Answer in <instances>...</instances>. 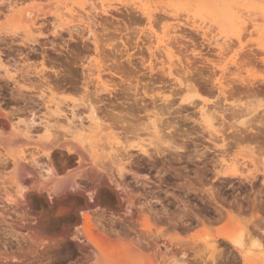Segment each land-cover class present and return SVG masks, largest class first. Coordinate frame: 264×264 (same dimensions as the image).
<instances>
[{
    "label": "rangeland",
    "instance_id": "rangeland-1",
    "mask_svg": "<svg viewBox=\"0 0 264 264\" xmlns=\"http://www.w3.org/2000/svg\"><path fill=\"white\" fill-rule=\"evenodd\" d=\"M101 1L105 2V6L110 10H114L111 11V15L101 14L96 15L93 20L90 19L91 21L85 20L87 19L86 16L84 17L85 11L80 6H90L91 3L97 5L101 4ZM9 2V0L0 1V263L9 261L4 258L6 255L8 259L11 257L14 263L25 261L26 257L22 254L31 252L38 239H43L52 250L61 245L65 239L67 240V237L63 236L65 225L58 219L67 212L63 214L58 212L62 208L71 209L70 204L73 202L65 198L60 202L59 208L53 210L36 198V194L49 196L51 194L50 198L64 194L61 190L57 193L52 190L54 183L41 185L36 181L35 177L39 174L40 167H47L51 163L52 167L59 171L62 163L56 156H52V161H49L45 155V149L48 148L54 150L55 155L67 153V156L74 159L68 167L72 170L53 179L62 181L66 186L73 179L72 181H77V184L79 182L77 190L83 192L88 190V194L90 196L92 194V198L99 201L89 214L91 232L86 233L80 225V231L70 240L74 245L90 249L93 245L90 241L97 240L103 241L115 250L124 248L133 241L141 248L144 246L142 254L146 262L151 259L149 258L151 252L153 257L159 255V252L154 254L157 250H161V257L160 255L157 257L161 264H171V262L188 264V260L192 264H216V262L245 264L240 251L222 237L229 232L230 225L234 226V229L240 223L251 230L250 232L248 230L250 234L257 235L264 246L263 3L256 0H88L89 3L85 0H66V2L60 0V3L64 2L66 5L71 3L67 7L75 9L76 14L82 12L81 21L74 20L68 16L69 14L66 16L65 11V15L63 11L61 13L59 4L53 5L54 7L41 5L46 15L41 14L43 10L37 12L40 13L36 20L38 22L30 28L31 21L25 18L22 10L30 8L38 11L36 6L38 3L40 5L41 1L21 0L15 10L8 7ZM42 2L45 4V0ZM148 6L149 10L157 14L155 19L158 18L154 19L152 26L147 23L140 9ZM86 9L88 11L90 7ZM93 11L91 10V13ZM167 12L177 14L185 21L189 17L192 20L197 19L198 23L202 20L213 22L218 26V30L231 37V43L237 45L234 44V50L229 53L226 60L221 61L216 49L209 44L207 39L209 37L201 32L185 25L183 31L170 34L171 39L175 36L173 38L175 41L170 39L175 46H172L170 56L176 60L178 69L182 71L183 81L186 78L185 82L193 86L191 92L183 90L176 84L162 68L160 59L151 55V50L158 52L156 48H149L154 45L153 43L157 44L152 33L161 37L172 28L168 20L160 19ZM249 14L257 17L256 27L251 26ZM72 19L73 21H70ZM257 28L260 30L257 31ZM89 29H92L97 35V40H100L97 46L94 45V41L92 42L93 39L88 37ZM238 35H242L241 41L236 40ZM159 52L157 56H160ZM236 58L240 61L238 59L237 62ZM224 65L227 71L225 70L224 75H221L219 70H216ZM238 68L239 72L236 70ZM231 71L232 73L229 74ZM215 72L217 74L219 72L221 76ZM219 76L220 89L216 85ZM98 77L102 79L100 84L97 82ZM111 79L112 81H109ZM163 91L170 94L167 101L159 98ZM60 98L62 100L57 102L61 107L65 105L63 107L69 109V105L77 103L76 110L83 117L87 116L86 105L92 100L104 120L103 123L107 127L114 126L115 129L110 126L102 131L79 136L62 126L65 120L62 121L64 118L59 117L48 137L44 133L42 124L38 123L32 127L38 134L35 137V140L39 141L37 143H31V139L30 142L26 135L16 132L19 130L15 129L12 123L19 117L29 118L35 115L36 120L40 122L46 105ZM222 98L225 100L221 104L226 105L223 106L227 110L224 115L228 118H224L226 123L221 127L222 134L213 132V128L212 133L209 132L211 127L200 120L197 104H202L204 99L209 104L215 105L214 103L217 104ZM157 105L160 109L161 124L165 128L163 133L165 136L162 135L164 143L162 141L160 146L165 148L157 151L151 146L152 155L146 156L138 152L140 147L138 145L140 139L144 135L147 136L148 130H151L147 115L151 107ZM65 108H63L64 113L68 112ZM232 115L235 119L238 116V120L230 118ZM1 120L10 126L1 124ZM114 132L122 137H113ZM223 137L225 146H222ZM40 140L48 143L42 145ZM128 141L131 143L128 144ZM126 144L132 146L125 148L133 154L131 159L136 161L127 163L126 168L120 171L119 166L111 160V146L124 147ZM108 146L109 149L106 148ZM165 149L166 151H163ZM100 151L105 153L101 154ZM32 156L36 157L37 162L32 160ZM223 156L229 159L238 158L239 164L236 166L241 165L240 169L244 171L235 168L234 171L232 166L224 167L225 170L221 168ZM79 164L80 167H77L76 165ZM87 172H90V177ZM93 176L97 177V180ZM17 180L27 187L26 190L36 185L35 188L30 187L35 193L30 202L23 198L20 199L23 200L21 203H12L8 200L6 193L12 190V185ZM106 182L114 186L122 195V203L125 207L120 214L115 213L116 207L112 205L108 196L106 190L109 187ZM70 191L67 189L65 193ZM41 219L49 228V232L45 235L26 228L29 222L36 224ZM145 221L153 223V233L142 234L141 226ZM160 232L163 235H160ZM206 238L207 241L210 238L216 239L217 244H220L218 246L223 249L222 251L218 248L223 254L220 255L216 251L218 256L214 262L207 251ZM175 246L179 247L175 248ZM36 247L44 248L43 245L38 244ZM183 249L187 251L186 256L182 255ZM53 260L57 261L58 257ZM44 264L55 263L46 261Z\"/></svg>",
    "mask_w": 264,
    "mask_h": 264
},
{
    "label": "bare ground",
    "instance_id": "bare-ground-1",
    "mask_svg": "<svg viewBox=\"0 0 264 264\" xmlns=\"http://www.w3.org/2000/svg\"><path fill=\"white\" fill-rule=\"evenodd\" d=\"M0 1H3V0H0ZM10 2H9V4H8V7L11 9V10H15L16 9V7L19 5V3H21L20 1L21 0H9ZM41 2H40V5H39V3L37 4V8H38V11L37 10H33V9H30V8H24L22 11V14H24L25 15V18L26 19H29L28 21H31V26H30V28L31 27H33V26H35L36 24H37V22L38 21H36L37 19H38V16H39V14L37 13V12H42V11H40V10H43V8H42V6L44 7V6H52V7H54L53 5H56V4H59V8H61V13H62V11H63V14H64V11H65V14H66V16H67V14H69L68 16H70V17H72L74 20H80V13H82V12H80V13H78V14H76L75 13V9H73V8H70V7H67V5L68 4H71V3H68L67 5L66 4H64V2L63 3H60V0H45V4H44V2H42V1H44V0H40ZM85 1H87L88 2V0H85ZM256 1H258V2H260V3H263L264 4V0H256ZM65 2H66V0H65ZM77 2V1H76ZM76 2H74V3H76ZM43 3V4H42ZM78 3V2H77ZM86 3V2H85ZM89 3V2H88ZM105 3V2H104ZM102 1H101V4H100V6H98L99 4H97L96 5V3L94 4V3H91L90 4V6H86L85 7V5H81L80 7L82 8V10L83 11H85V15H84V17L86 16V18L87 19H85V20H90V19H95V17H96V15H101V14H110L111 15V13L114 11H112V10H110L109 9V7L108 6H105V4H104ZM251 3V2H250ZM72 4H73V2H72ZM38 5L40 6V8L38 7ZM42 5V6H41ZM86 5H87V3H86ZM160 5V4H159ZM74 6V5H73ZM75 7V6H74ZM87 7H90V9L87 11ZM134 8V7H133ZM132 8V9H133ZM78 9V8H77ZM136 9V8H135ZM142 11H141V13H143L144 14V16H145V18H146V20L148 21L147 23H150L149 25H151L152 26V23L154 22V19L156 18V15L157 14H155L153 11H151V10H149V6L146 8V7H141L140 8ZM82 10H80V11H82ZM91 10L93 11L92 13H91ZM166 10V9H165ZM112 11V12H111ZM137 11V10H136ZM44 12V13H43ZM43 12L41 13L42 15L43 14H45L46 15V12L43 10ZM89 12H90V14H89ZM115 13V12H114ZM246 12H244V14H245ZM253 13V12H252ZM257 13V12H256ZM255 13V14H256ZM260 13V12H259ZM62 14V15H63ZM64 14V15H65ZM179 14V13H178ZM247 14V13H246ZM23 15V16H24ZM41 15V16H42ZM61 15V16H62ZM63 15V16H64ZM109 15V16H110ZM179 15H181V14H179ZM253 15V14H252ZM251 14H249V21H251L252 22V25L251 26H254V27H256V19H257V17L255 16L254 17V15L252 16ZM60 16V17H61ZM62 16V17H63ZM183 16V15H182ZM81 17H83V15H81ZM42 18V17H41ZM55 18V17H54ZM53 18V19H54ZM181 17L180 16H178L177 14H174V13H171V12H167V13H165L164 14V16H162L160 19L161 20H168L169 22H170V24L172 25V28L170 29V30H168V31H166V33H164V36H161V37H159V36H156V35H154V33H152L153 34V36L156 38V43L157 44H155V43H153L154 45L153 46H149V48L150 49H153V48H156V49H158V52L160 53V56H157V55H159L158 54V52L156 53V51L155 50H151V55H152V57H156L157 59H160V62L159 63H161V65H162V68L166 71V72H168V74L171 76V78L173 79V80H175V82H176V84H178V85H180L181 86V88L183 89V90H188V92H191L190 90L192 89L193 90V86H191L189 83H186L185 82V79H184V81H183V79H182V77H181V75H182V71L180 70V69H178V67H177V63L175 62L176 60H174L173 58H172V56H170V53L172 52V46H173V41H171L173 38H175V36L171 39L170 38V34H172V33H175V34H177L176 32L177 31H181L182 30V28H183V26L185 27V25H187V26H189V28H192V29H194V30H196V31H198V32H201L204 36H206V37H209V38H207L208 39V42H209V44H211L210 46H213L215 49H216V53H217V55L219 56V58L221 59V61L223 60H226L227 59V56L229 55V53H231L233 50H234V47H233V45L235 44L236 45V43H231L230 42V40H231V37L228 35V34H225L223 31H221V30H218V26L215 24V23H213V22H210V21H205V20H202L201 22H199L198 23V20L197 19H190L189 17H187V21H185L184 19H180ZM65 19V18H64ZM67 19V18H66ZM65 19V20H66ZM73 19L72 20H70V21H73ZM158 19V18H157ZM157 19H155V20H157ZM57 19H55V21H56ZM184 20V21H183ZM81 21V20H80ZM91 21V20H90ZM248 21V22H249ZM52 22H53V20H52ZM167 22V21H166ZM55 23V22H54ZM240 23V22H239ZM55 24H57V23H55ZM88 24V23H87ZM247 24V23H246ZM81 25V24H80ZM158 25H159V23H158ZM239 25V24H238ZM250 25V24H249ZM72 27V26H71ZM241 27V26H240ZM73 28V27H72ZM88 28V27H87ZM91 28V27H90ZM157 28H158V26H157ZM35 28H33V30H34ZM58 29V28H57ZM56 29V30H57ZM158 29H160V27L158 28ZM223 29V28H222ZM69 30H70V28H69ZM76 30H78V29H76ZM83 30H84V28H83ZM187 30V29H186ZM258 30H260V29H258L257 28V31ZM183 31V30H182ZM55 32H57V31H55ZM54 32V33H55ZM143 32V31H142ZM153 32V31H152ZM187 32V31H186ZM226 32V31H225ZM80 33V32H79ZM88 33V37L90 38H92L93 40H92V42L94 41V45H96L97 46V43H99V41L100 40H97L98 38L96 37L97 35H96V33L95 32H93V30L92 29H89V31L87 32ZM145 33V32H144ZM187 33H189V32H187ZM56 34V33H55ZM81 34H83V33H81ZM191 34V33H190ZM72 35V34H71ZM87 35V34H86ZM169 35V36H168ZM244 35V34H243ZM143 36V35H142ZM190 36V35H189ZM241 36L242 35H238V37H237V39L236 40H238V41H241ZM87 37V36H86ZM148 37H149V35H148ZM147 37V38H148ZM167 37V38H166ZM172 37V36H171ZM205 37V38H206ZM36 38V37H35ZM144 38V37H143ZM30 39V38H29ZM145 39V38H144ZM171 39V40H170ZM180 39V38H179ZM35 40V39H34ZM36 40H37V38H36ZM148 40V39H147ZM153 40V39H152ZM151 40V41H152ZM174 40V39H173ZM233 40V39H232ZM175 41V40H174ZM179 42V41H178ZM234 42H236V41H234ZM145 43H146V41H145ZM175 43V42H174ZM176 43H177V39H176ZM238 44V43H237ZM179 45V44H178ZM196 45V44H195ZM199 45V44H198ZM177 46V45H176ZM237 46V45H236ZM173 47H175V46H173ZM96 48V47H95ZM180 48V47H179ZM210 48V47H209ZM177 49V48H176ZM206 49V48H205ZM173 50H175V49H173ZM195 50V49H194ZM214 51V50H213ZM177 52V51H176ZM178 52H180V51H178ZM182 52V51H181ZM239 53V52H238ZM243 53V52H242ZM246 53V52H245ZM244 53V54H245ZM203 54V53H202ZM234 54H236V53H234ZM240 54V53H239ZM251 54V53H250ZM246 55H248V53L246 54ZM236 56V55H235ZM242 56H244V55H242ZM241 57V56H240ZM183 58V57H182ZM154 58H152V60H153ZM239 58H236V61L238 60ZM144 60V59H143ZM147 61V60H146ZM151 61V60H150ZM183 61V60H182ZM236 61L235 60H233V62L236 64ZM239 61H240V59H239ZM179 63L181 62V61H178ZM226 62V61H225ZM238 62V61H237ZM242 62V61H241ZM251 62V61H250ZM152 63V62H151ZM150 63V64H151ZM157 63V62H156ZM184 63V62H183ZM222 63V62H221ZM220 63V64H221ZM228 63V62H227ZM143 64H144V62H143ZM187 64V63H186ZM242 64V63H241ZM247 64V63H246ZM216 65V64H215ZM54 66V65H53ZM71 66V65H70ZM185 67H186V65H184ZM183 66V67H184ZM188 66H189V64H188ZM233 66V65H232ZM231 66V67H232ZM238 66H240V65H238ZM237 66V67H238ZM243 66V65H242ZM11 67V66H10ZM20 67V66H19ZM55 67V66H54ZM152 67V66H151ZM154 67V66H153ZM7 68V67H6ZM11 68H13V67H11ZM236 68V67H235ZM5 69V68H4ZM10 69V68H9ZM17 69V68H16ZM42 69V68H41ZM66 69H68V67L66 68ZM184 69V68H183ZM227 69V67L224 65V66H219V68L216 70V71H218L219 70V72H220V74L221 75H224L223 73L225 72V70ZM6 70V69H5ZM163 70V71H164ZM238 72H239V68L238 69H236ZM235 70V71H236ZM71 71V70H70ZM74 71V70H73ZM215 71V70H214ZM227 71V70H226ZM12 72V71H11ZM219 72H218V74H219ZM24 73V72H23ZM33 73V72H32ZM44 73V72H43ZM185 73V72H184ZM216 73V72H215ZM228 73V72H227ZM232 73V71L231 72H229V74H231ZM46 74V73H45ZM89 74V73H88ZM217 74V73H216ZM217 74V75H218ZM219 74V75H220ZM23 75V74H22ZM39 75V74H38ZM180 75V76H179ZM220 75V76H221ZM20 76V75H19ZM41 76V75H40ZM39 76V77H40ZM45 76V75H44ZM84 76V75H83ZM219 76V78L217 79V81H216V85L218 86V88L220 89L221 88V77ZM27 77H29V76H27ZM68 77V76H67ZM190 77V76H189ZM225 77V76H224ZM227 77V76H226ZM47 78V77H46ZM32 79V78H31ZM67 79V78H66ZM188 79V78H187ZM244 79V78H243ZM62 80H64V79H62ZM86 80V79H85ZM95 80V79H94ZM224 80H226V79H224ZM48 81V80H47ZM67 81V80H66ZM109 81H112V79L111 80H109ZM187 81V80H186ZM189 81V80H188ZM236 81V80H235ZM86 82V81H85ZM97 82L100 84V82H102V79L101 78H99L98 77V80H97ZM44 83V82H43ZM70 83V82H69ZM104 83V82H103ZM102 84V83H101ZM108 84V83H107ZM54 85H56V84H54ZM98 85V84H97ZM109 85V84H108ZM107 85V86H108ZM248 85H249V83H248ZM247 86V85H246ZM255 86V85H254ZM49 87V86H48ZM57 87V86H56ZM70 87V86H69ZM227 87V86H226ZM47 88V87H46ZM102 89H106L105 87L103 88V87H101ZM57 89V88H56ZM101 89V90H102ZM107 89H109V88H107ZM241 89V88H240ZM68 90V89H67ZM100 90V89H99ZM111 90V89H110ZM177 90V89H176ZM248 90V89H247ZM250 90V89H249ZM253 90V89H252ZM44 91V90H43ZM88 91V90H87ZM97 91V90H96ZM95 91V92H96ZM162 91V90H161ZM172 91V90H171ZM223 91V90H222ZM86 92V91H85ZM100 92V91H99ZM181 92V91H180ZM213 93V92H212ZM95 94V93H94ZM161 95H160V99L161 100H164V101H167L168 99H169V97H170V94H167L166 92H161L160 93ZM211 94V93H210ZM157 96H159V95H157ZM227 97V96H226ZM44 98H46L45 96H44ZM88 98V97H87ZM57 100L58 101H61L62 99L60 98V100L59 99H56V102H54V103H52L51 102V104H48V105H46V110H45V112H44V115L40 118V122L39 121H37L36 120V117H35V115H31L32 117H29V118H21V117H19L14 123H12V126L15 128V129H17V130H19V131H16L17 133L18 132H20V133H18V134H24V135H26V137L27 138H29V141H30V139H31V143H37V142H39V141H36L35 140V137L38 135L37 133H35L34 132V129L32 128L34 125H37L38 123H40V124H42L43 126V130H44V133L47 135V137L48 136H50V133H51V130H52V128L54 127V125H55V121H58L59 119V117H62L61 119H63L62 121H64L65 122V124L63 123V122H61V119H60V122L61 123H63L62 124V126H64L67 130H71V131H73V132H76V134H78L79 136H82L84 133H94V132H96V131H102V129H107V128H109L110 126L108 125V127H107V125L105 124V123H103V119H102V117H100V115H99V110L97 109V107H96V105L95 104H93L91 101L89 102V103H87V110H88V112H87V116L86 117H83V116H80L78 113L79 112H77V110H76V107H77V103L75 104H71V105H69L70 106V108L68 109V108H65V107H63V106H65V105H63L62 107L60 106V104L57 102ZM191 100V99H190ZM198 100V99H197ZM197 100H195V102L197 101ZM225 100V98H222V100H220V101H218V103L216 104V103H214L215 105H211V104H209L207 101H205L204 99H203V103L202 104H197V106L199 107V114L198 115H200V120H203L205 123H207L206 125H209L210 127H211V130L209 131V132H212V128H213V132H218V133H221L223 130L221 129V127L222 126H224V124L226 123L225 122V120H224V118L225 117H227V116H225L224 115V112H225V114H226V108H224V106H226V105H224V104H221L223 101ZM48 101V100H47ZM51 101V100H50ZM54 101V100H53ZM85 101V100H84ZM88 101V99L86 100V102ZM190 102V101H189ZM194 102V103H195ZM62 103V102H61ZM98 103V102H97ZM171 103V102H170ZM156 104V103H155ZM171 105V104H170ZM218 105V106H217ZM224 105V106H223ZM155 106V105H154ZM158 106L159 105H157L156 107H151V111H149V113H148V115H147V119H149L150 120V128H151V130H148L149 132L147 133V136L146 135H144V137L143 138H141L140 139V141H139V145L138 146H140L139 147V150H138V152H141V154H146V156L147 155H152V151L150 152V150H152L150 147L152 146H154V149L155 150H157V151H159V150H162V148L164 147H161L162 146V141H163V143H164V137L162 136V135H164L163 133H165V128L163 127V125L161 124L162 122H161V118H160V109L158 108ZM161 107V106H160ZM169 107V106H168ZM232 107H234V106H232ZM239 107V106H238ZM63 108H65V109H68V112H66V113H64V109ZM171 108V107H170ZM235 108V107H234ZM172 109V108H171ZM175 110V109H174ZM240 110V109H239ZM242 110V112H243V109H241ZM236 111V110H235ZM63 112V113H62ZM178 112V111H177ZM233 110H232V114H233ZM236 113V112H235ZM240 113V112H239ZM228 114V116H229V113H227ZM242 114V113H241ZM145 115V116H146ZM234 115V114H233ZM233 115L230 117V118H232L233 117ZM237 115V114H236ZM236 117V116H235ZM238 117V116H237ZM237 117H236V119H237ZM4 118H6V117H4ZM140 118V117H139ZM146 118V117H145ZM228 118V117H227ZM234 118V117H233ZM232 118V119H233ZM86 119V120H85ZM218 119H219V121L220 122H218ZM235 119V118H234ZM235 119V120H236ZM6 120H8V119H6ZM87 121V123L85 122V121ZM238 120V119H237ZM144 121H146V120H144ZM229 121V120H228ZM140 122V121H139ZM237 122V121H236ZM216 123H218V125L216 124ZM233 123H234V121H233ZM241 123V122H240ZM1 124H3L4 126H10V125H8L5 121H3V120H1ZM102 124H103V128H102ZM106 126H105V125ZM230 124V123H229ZM228 124V125H229ZM264 124V123H263ZM165 125V124H164ZM168 125V124H167ZM220 127V128H216V127ZM226 126V129H227V125H225ZM230 126V125H229ZM234 126V125H233ZM251 126V125H250ZM63 127V128H64ZM114 127V126H113ZM112 126H111V128L112 129H115V127L113 128ZM33 129V131H32V129ZM139 128V127H138ZM141 128V127H140ZM139 128V129H140ZM229 128V127H228ZM263 128V127H262ZM10 129H11V127H10ZM104 129V130H105ZM117 129V128H116ZM134 129H136V128H134ZM170 129V128H169ZM225 129V130H226ZM233 129V128H232ZM258 129V128H257ZM13 130V129H12ZM137 130V129H136ZM140 130H142V129H140ZM246 130H247V128H246ZM10 131V130H9ZM14 131V130H13ZM12 131V132H13ZM40 131V130H39ZM116 131V130H115ZM117 131H119V130H117ZM144 131V130H143ZM164 131V132H163ZM235 131H236V128H235ZM106 132H108V131H106ZM120 132V131H119ZM134 132H136L137 133V131H134ZM212 132V133H213ZM225 132V131H224ZM249 132H251V131H249ZM261 132V131H260ZM223 133V132H222ZM221 133V134H222ZM240 133H242V132H240ZM243 133H244V130H243ZM253 133V132H252ZM110 134V133H109ZM118 133L117 132H114L113 133V137L114 136H117V137H122V135L120 136V134L119 135H117ZM144 134V133H143ZM234 134V133H233ZM258 134V133H257ZM89 135V134H88ZM124 135V134H123ZM126 135V134H125ZM138 135V134H137ZM212 135V134H211ZM232 135V134H231ZM235 135H237V134H235ZM252 135V134H251ZM253 135H255L254 133H253ZM259 135V134H258ZM104 136V135H103ZM110 136V135H109ZM112 136V135H111ZM110 136V137H111ZM140 136V135H139ZM147 138H146V137ZM165 136V135H164ZM233 136V135H232ZM241 136H242V134L241 135H239V139H241ZM248 136V135H247ZM92 137H93V135H92ZM91 137V140H93V138ZM107 137V136H106ZM127 137V136H126ZM130 137V136H129ZM128 137V138H129ZM136 137V136H135ZM149 137V138H148ZM161 137H162V140H161ZM238 137V136H237ZM105 138V137H104ZM136 138H139V137H136ZM252 138V137H251ZM95 139V138H94ZM132 139V138H131ZM154 139H158L157 141H155ZM245 140V139H244ZM41 141V143H42V145H45V144H47L48 142H46V141H44V140H40ZM106 141V140H105ZM123 141H125V142H127L126 140H123ZM130 141V140H129ZM128 141V142H129ZM134 141H135V139H134ZM222 141L224 142L225 141V139H224V137H223V139H222ZM50 143V142H49ZM67 143H69V142H67ZM71 143V142H70ZM103 143V142H102ZM105 143V142H104ZM114 143H116V142H114ZM114 143L112 144L113 146H114ZM131 142H129L128 144H130ZM135 143H136V141H135ZM64 144V143H63ZM62 144V145H63ZM184 144V143H183ZM40 145V144H39ZM104 145V144H103ZM135 145V144H134ZM137 145V144H136ZM161 145V146H160ZM181 145V144H180ZM225 146L226 145V143L224 142V144H222V146ZM48 146V145H47ZM64 146V145H63ZM76 146V145H75ZM106 146H107V143H106ZM110 146V145H109ZM106 147V148H110V147ZM113 146H111V150H112V152H111V160H113V162L115 163V165L117 164V166H119V170L120 171H122L123 169H125L126 168V164L128 163H131V161L133 160V159H131L132 158V155L133 154H131V153H129L128 151H127V149L125 148L126 146L127 147H131L132 148V146H129V145H123L124 147H113ZM176 147L178 146V145H175ZM42 147H45L46 148V146H42ZM77 147V146H76ZM175 147V148H176ZM180 147V146H179ZM181 147H182V145H181ZM208 147V146H207ZM119 148H122V149H119ZM165 148V147H164ZM174 148V149H175ZM44 149V148H43ZM153 149V150H154ZM172 149V148H171ZM181 149V148H180ZM95 150V149H94ZM122 150V151H121ZM124 150V151H123ZM176 150V149H175ZM222 150V149H221ZM45 151H46V156L48 157V159H49V161L51 162L52 160H51V158H52V156H56L57 158H59L60 159V161L62 162L61 164H60V168H59V171H57V170H55L53 167H52V165L53 164H51V163H47L48 164V166L47 167H40V172H39V174L35 177L36 178V181L39 183V184H43V183H45L46 185L47 184H49V185H52V183H54V186H53V189L52 190H54V192L55 193H57L58 191H60L61 190V192L62 193H64V194H60L61 196V198L62 199H67V198H71L70 200L74 203V205H76V204H78L79 205V202H81L80 201V199H79V196L75 193V194H73L72 193V191H70V190H72V189H76L77 190V188H78V184H79V182H78V184L76 183L77 181H70V183L66 186L65 184H62V181L60 182V181H58V180H54L53 178L55 177V176H57V175H64V173H66V172H68V171H70V170H72V168H68V167H70V165L72 164V162H73V158L71 157V156H67L65 153L63 154H56L55 155V151L54 150H51V148H48L47 150L45 149ZM156 151V153L157 154H159V152H157ZM163 151H166V149L165 150H163ZM163 151H160V152H163ZM220 151V150H219ZM155 152V151H154ZM84 153V152H83ZM100 153L101 154H104V153H102L101 151H100ZM107 153V152H106ZM220 153V152H219ZM54 154V155H53ZM58 155V156H57ZM86 155V154H85ZM220 155V154H219ZM221 155H222V153H221ZM34 156V155H33ZM32 156V160L34 161V162H37V159H36V157H33ZM226 156V155H225ZM225 156H223L222 158H221V168H228V167H233V169L235 168V169H239V170H241L240 169V166L238 167V165L236 166V164H239L238 163V161L239 160H237V159H229V158H227V157H225ZM134 157V156H133ZM82 158V157H81ZM86 158H88L87 157V155H86ZM135 158V157H134ZM153 158V157H152ZM18 159V158H17ZM53 159V158H52ZM18 161V160H17ZM57 161V160H56ZM136 161V160H135ZM134 160H133V162H135ZM241 161V160H240ZM21 162V161H20ZM15 163V162H14ZM60 163V162H59ZM58 163V164H59ZM240 163H242V162H240ZM57 164V163H56ZM55 164V165H56ZM57 164V165H58ZM75 164V163H74ZM243 164V163H242ZM56 165V166H57ZM98 165V164H97ZM263 165H264V163H263ZM77 167H80V164L79 165H76ZM81 166H82V164H81ZM219 166V167H220ZM238 167V168H237ZM260 167V166H259ZM263 167V166H262ZM76 168V167H75ZM98 168H99V166H98ZM225 168H224V170H225ZM242 168V167H241ZM19 169V168H18ZM21 169V168H20ZM74 169V168H73ZM235 169H234V171H235ZM251 169V168H250ZM64 170H66V171H64ZM86 170V169H85ZM91 170V169H90ZM93 170V169H92ZM91 170V171H92ZM95 170V169H94ZM128 170V169H127ZM243 170V169H242ZM241 170V171H242ZM63 171V173H61ZM244 171V170H243ZM88 173V172H87ZM90 173V172H89ZM89 173H88V175H89ZM96 173V172H95ZM217 174V173H216ZM91 175V174H90ZM90 175L88 176V177H90ZM254 175V174H253ZM83 176H84V173H83ZM217 176V175H216ZM227 176V175H226ZM225 176V177H226ZM251 176V175H250ZM255 176V175H254ZM92 177V176H91ZM94 177V176H93ZM95 178V177H94ZM97 178V177H96ZM95 178V179H96ZM224 178V177H223ZM243 178V177H242ZM249 178V177H248ZM93 179V178H92ZM244 179V178H243ZM97 180V179H96ZM249 180V179H248ZM264 180V179H263ZM112 181V180H111ZM15 182V183H14ZM14 182H12V190L11 191H8L7 193H6V195H7V198H8V200L10 201V202H12V203H21L23 200H21L20 201V199H25V201H27V202H30L32 199H33V197H34V192H33V187L34 186H36V185H33V186H30V187H32V188H30V187H28L29 189H27L26 190V186H24L21 182H18V180L17 181H14ZM106 184H107V186L109 187V188H107V192H108V196H109V198H110V200H111V203H112V205H114L116 208H115V213H117V214H120V212H121V210L122 209H124V207H125V204L124 203H122V195L114 188V186H112L109 182H106ZM256 184V183H255ZM264 185V184H263ZM28 186V185H27ZM66 186V187H65ZM253 186V185H252ZM37 187H38V185H37ZM48 187V186H47ZM52 187V186H51ZM50 187V188H51ZM70 187V188H69ZM97 187V186H96ZM35 188V187H34ZM40 188H41V186H40ZM21 189H23V191H21ZM68 189V191H70L69 193L68 192H66L65 193V190H67ZM70 189V190H69ZM49 191V190H48ZM51 191V190H50ZM53 192V191H52ZM51 192V193H52ZM106 192V193H107ZM50 196H51V194H50ZM90 198L89 199H92V194H91V196H89ZM102 200V199H101ZM24 201V202H25ZM99 201L97 200V199H95V204L97 205V203H98ZM78 205H76V206H78ZM90 211L91 210H88V209H86V210H82L81 211V216L83 217V221L81 222V226L84 228V230L86 231V233H90L91 231H90ZM71 213V209L70 208H62L61 210H59V212H58V214H63V213ZM66 213V214H67ZM228 215H230V214H228ZM233 217V216H232ZM232 217L230 218V219H232ZM234 219H235V217H233ZM139 219V218H138ZM138 219H136V220H138ZM68 220H69V222L71 223V222H74L75 220H76V214L74 213H71L70 215H69V218H68ZM142 221V220H141ZM138 222V221H137ZM238 222V221H237ZM70 223H69V225H70ZM135 223V222H134ZM153 224V223H152ZM152 224L149 222V221H145L144 222V224H143V226H141V227H143V229L142 228H140V229H142L141 230V232H142V234H144V235H147V234H151V232L153 233V231H152ZM235 224V223H234ZM142 225V224H141ZM237 225V224H236ZM190 227V226H189ZM188 227V228H189ZM233 227L234 226H231L230 225V229L228 230L229 232H227V233H225L222 237L224 238V239H226L230 244H231V246L233 245V247L234 248H236L237 249V251L239 250L240 251V253L242 254L241 256H243V259H244V263L245 264H264V246H263V244H262V240L260 239V238H258V236L257 235H255V236H253L252 234H250L249 232L251 231L249 228L247 229L244 225H242V224H240L239 223V225L238 226H235V228L233 229ZM26 228L28 229V230H30V231H38V232H42V234H46V233H48L49 232V228H48V226H47V224H46V222L44 221V220H39L36 224H34V223H32V221L31 222H29V224H27V226H26ZM248 230H249V232H248ZM80 231V226H77V230H76V232L74 233V236H75V234L77 235V233ZM68 232H69V229H68V225L67 226H65V230H64V235L63 236H65V238L67 237V234H68ZM158 233H159V231H157ZM162 232H160V235H163V234H161ZM43 235V236H44ZM62 236V237H63ZM73 236V237H74ZM45 237V236H44ZM163 237V236H162ZM208 237V236H207ZM213 237V236H212ZM223 239V241H226V240H224ZM67 240H69L68 239V237H67ZM66 239L64 240V242H61V245H59L57 248H55L54 250H52L51 249V247L50 246H48L47 245V243H45L44 242V240L43 239H38V240H36V244H35V246H33L32 248V251L31 252H28V253H23L22 254V256H24V257H26V259H25V261H22L21 263H14V260L10 257L9 259H8V257H4V258H6L7 260H9V261H6V262H2V263H0V264H44L46 261L47 262H54L55 264H67V262H71V264H161L159 261H158V259H157V257L160 255V257H161V253H160V251L159 250H157V252L156 251H154V252H156V253H154V254H158V252H159V255L158 256H156V258H154L155 256H153L152 257V253L153 252H151L150 254H151V256L149 257V254H148V256L147 257H149V258H151L150 260H149V258H148V262H146L145 260H143V254H142V251H143V247L141 248L138 244H136L135 242H131V244H127L128 246H126V247H124V248H116L115 250L114 249H111V246H107V244H105V243H103V241L102 242H100V241H97V240H91L90 241V243H92L91 245V248L89 249L88 247L86 248V247H83V246H79V245H74L72 242H70V240L69 241H67ZM169 241H171V240H169ZM183 241V240H182ZM194 241V240H193ZM206 241H207V238H206ZM222 241V242H223ZM235 241H238L239 243H236ZM210 242V243H209ZM51 243V242H50ZM127 243V242H126ZM193 243V242H192ZM207 244V248H208V250L207 251H209V253H210V255H211V257L210 258H212L213 260V262H214V260L217 258V256H218V253H216V251L217 252H219V254L221 255V251H219L220 249H222V248H220L218 245H220V244H217V240L216 239H214V238H210V240H208L207 242H206ZM43 245L44 246V248L43 249H39L38 247H36V245ZM174 244H175V242H174ZM50 245H52V244H50ZM88 245V244H87ZM166 245V244H165ZM170 245V244H169ZM177 245V244H176ZM188 245H190V244H188ZM188 245H186V246H188ZM202 245V244H201ZM173 246V245H172ZM191 246H192V244H191ZM155 247V246H154ZM168 247V246H167ZM166 247V248H167ZM179 247V246H178ZM178 247H176L175 246V248H178ZM181 247V246H180ZM146 248V247H145ZM144 248V249H145ZM155 248H157V247H155ZM170 248H173V247H170ZM184 248H186L185 246H184ZM205 248V247H204ZM218 248H219V250H218ZM158 249H160L159 247H158ZM148 250V249H147ZM167 250V249H166ZM178 250V249H177ZM177 250H175V251H177ZM184 250V249H183ZM186 250V249H185ZM184 250V252H182V255H185L186 253H187V251H185ZM225 250V249H224ZM180 251V250H179ZM178 251V252H179ZM182 251V250H181ZM200 251V250H199ZM222 251H223V249H222ZM144 252V251H143ZM169 252V251H168ZM171 252V251H170ZM225 252V251H224ZM167 253V252H166ZM174 254V253H173ZM172 254V255H173ZM189 254V253H188ZM188 254H187V257H189L188 256ZM207 254V253H206ZM215 254H217L216 256H215ZM223 254V253H222ZM175 256H177L176 254H174ZM191 255V254H190ZM208 255V254H207ZM227 255V254H226ZM21 256V257H22ZM165 256V255H164ZM168 257H169V253H168V255H167ZM175 256H174V258H175ZM180 256V255H179ZM186 256V255H185ZM57 258L58 257V260L57 261H54L53 260V258ZM163 257V256H162ZM201 257H202V255H201ZM221 257V256H220ZM171 258V257H170ZM6 259H1V260H6ZM145 259V258H144ZM147 259V258H146ZM182 259H183V256H182ZM171 260V259H170ZM180 260V259H179ZM185 260H186V258H185ZM195 260V259H194ZM206 260V259H205ZM167 261V260H166ZM173 261H174V259H173ZM178 261V260H177ZM184 261V260H183ZM188 261H190V260H188ZM187 261V263L188 264H190L191 262H188ZM196 261V260H195ZM200 261V260H199ZM218 261V260H217ZM235 261V260H234ZM174 262H176V261H174ZM209 262V261H208ZM216 262V261H215ZM218 262H220V261H218ZM163 263H164V261H163ZM202 263V262H201ZM171 264H172V262H171ZM175 264V263H174ZM178 264V263H177ZM192 264V263H191ZM211 264V263H210ZM214 264V263H213ZM216 264H217V262H216ZM222 264V263H221Z\"/></svg>",
    "mask_w": 264,
    "mask_h": 264
},
{
    "label": "water",
    "instance_id": "water-1",
    "mask_svg": "<svg viewBox=\"0 0 264 264\" xmlns=\"http://www.w3.org/2000/svg\"><path fill=\"white\" fill-rule=\"evenodd\" d=\"M73 194H77L79 196V199L81 202H79V205L76 206L74 205V203L70 204L71 207V213H75L76 214V220L74 222H69L68 218L69 215L71 213H67L61 217H59L58 219L62 222L63 225L67 226L68 225V229L69 232L67 234V237L69 240H71V238L74 236V233L77 230V226H80L81 222H82V216H81V211L82 210H93L96 207L95 204V199L96 198H92L89 199L90 195L88 194V190L87 191H80V190H72ZM62 197V196H61ZM60 196H53L52 198H50L49 195L44 194V195H39L36 194V198L47 208L49 209H53L56 210L57 208H59L60 202H62L65 199H62ZM67 200L70 201V198H67ZM70 223V225H69Z\"/></svg>",
    "mask_w": 264,
    "mask_h": 264
},
{
    "label": "snow or ice",
    "instance_id": "snow-or-ice-1",
    "mask_svg": "<svg viewBox=\"0 0 264 264\" xmlns=\"http://www.w3.org/2000/svg\"><path fill=\"white\" fill-rule=\"evenodd\" d=\"M21 191H23V189H21ZM236 243H239L238 241H235Z\"/></svg>",
    "mask_w": 264,
    "mask_h": 264
}]
</instances>
